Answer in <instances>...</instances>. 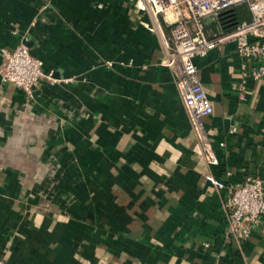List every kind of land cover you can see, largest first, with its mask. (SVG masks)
Listing matches in <instances>:
<instances>
[{"label":"crops","instance_id":"crops-1","mask_svg":"<svg viewBox=\"0 0 264 264\" xmlns=\"http://www.w3.org/2000/svg\"><path fill=\"white\" fill-rule=\"evenodd\" d=\"M19 43L56 80L28 98L0 77L4 264H264V216L226 237L227 192L206 177L264 186L259 61L232 42L192 58L212 104L209 164L137 0H0V50Z\"/></svg>","mask_w":264,"mask_h":264},{"label":"built area","instance_id":"built-area-1","mask_svg":"<svg viewBox=\"0 0 264 264\" xmlns=\"http://www.w3.org/2000/svg\"><path fill=\"white\" fill-rule=\"evenodd\" d=\"M137 5L150 15L165 64L175 66L176 84L183 103L205 142L202 118L212 112V104L199 81L192 58L232 42L243 61H259L258 66L252 69L251 77L255 80L264 78V0H137ZM236 6H245L250 13L249 20L238 21L220 31L206 25V19L219 20V14ZM0 54L1 80L20 89L28 98L32 96L38 80H56L51 73L42 72L40 60L29 52L24 43L11 49L1 48ZM205 151L207 162L218 164L207 144ZM206 177L214 187L227 192L223 204L227 222L225 236L248 238L264 216V186L261 181L245 176L239 182L226 184L212 175ZM0 264H4V260L0 259Z\"/></svg>","mask_w":264,"mask_h":264},{"label":"water","instance_id":"water-1","mask_svg":"<svg viewBox=\"0 0 264 264\" xmlns=\"http://www.w3.org/2000/svg\"><path fill=\"white\" fill-rule=\"evenodd\" d=\"M218 18L224 24V28L230 27L237 23V19L234 13H229L227 11L219 14Z\"/></svg>","mask_w":264,"mask_h":264},{"label":"rangeland","instance_id":"rangeland-1","mask_svg":"<svg viewBox=\"0 0 264 264\" xmlns=\"http://www.w3.org/2000/svg\"><path fill=\"white\" fill-rule=\"evenodd\" d=\"M226 11L229 13H234L235 16L237 15V9L235 7H232ZM206 21H208V19H206Z\"/></svg>","mask_w":264,"mask_h":264},{"label":"trees","instance_id":"trees-1","mask_svg":"<svg viewBox=\"0 0 264 264\" xmlns=\"http://www.w3.org/2000/svg\"><path fill=\"white\" fill-rule=\"evenodd\" d=\"M238 18H239V21H242L243 20V14L239 15Z\"/></svg>","mask_w":264,"mask_h":264}]
</instances>
